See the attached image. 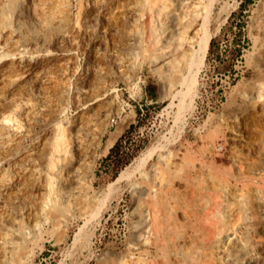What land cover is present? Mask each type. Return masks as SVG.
<instances>
[{
    "label": "rangeland",
    "instance_id": "rangeland-1",
    "mask_svg": "<svg viewBox=\"0 0 264 264\" xmlns=\"http://www.w3.org/2000/svg\"><path fill=\"white\" fill-rule=\"evenodd\" d=\"M72 1L76 18L89 31L79 32L75 65L54 74L60 91L26 86L7 96L12 104L25 103L35 122L31 140L0 149V180L13 185L39 173L48 180L36 230L27 227L21 209L10 222L0 219V231L10 228L15 237L14 244L4 245L1 263L114 264L158 258L188 264L203 250L214 224L230 226L229 231L256 227L252 240L262 244L264 220L251 219L250 195L242 184L264 186V0H211L212 45L199 73L193 67L185 84L184 70L169 78L171 33L177 24L158 15L156 5L146 0ZM106 9L117 16L110 23L100 16ZM149 92H155V99ZM47 100L57 102L52 113ZM253 114L260 117L258 134L249 130ZM81 120L89 126L77 134L73 126ZM24 132L18 126L10 133ZM76 141L82 155L74 148ZM33 142L39 152L21 159ZM56 144L59 153L53 151ZM148 152L146 167L153 177L131 191L125 174ZM79 158L76 175L60 171L62 162L76 166ZM121 174L124 178L116 180ZM74 179L77 191L69 188ZM12 205L22 202L8 201L0 192V215ZM142 216L164 218L173 231L169 236L180 235L177 254L135 244ZM257 253L264 255L262 245Z\"/></svg>",
    "mask_w": 264,
    "mask_h": 264
},
{
    "label": "bare ground",
    "instance_id": "bare-ground-1",
    "mask_svg": "<svg viewBox=\"0 0 264 264\" xmlns=\"http://www.w3.org/2000/svg\"><path fill=\"white\" fill-rule=\"evenodd\" d=\"M146 1L150 5L157 6V13L162 18L173 19L177 24L171 33V37L175 41L171 50L174 62L170 65L172 73L169 78H176L177 74L184 70L181 82L185 84L188 80V73L193 67H196V71L199 73V67L203 64L209 48L212 37V2L210 0L205 4V0ZM186 1L188 3H185ZM169 6H172V11L166 10ZM176 7H180L181 12L177 11ZM223 12L224 10L219 15ZM78 15H80V12ZM100 16L107 23L117 17L116 14L111 15L109 9L102 11ZM200 19L201 23H199ZM81 30L89 31L88 26L76 18L72 0H0V149L16 148L31 140L30 131L35 122L32 110L28 109L25 103L12 104L7 100V96H14L16 91L21 92L26 86H33L42 90V92L44 91V93L53 92L56 94V92L60 91V80L54 74L62 70L66 72L69 69V64L75 65V54L77 46H79L77 40ZM51 46L55 47L53 52L50 50ZM190 80L192 79L190 78ZM195 81L194 83H196ZM193 85L190 86L192 87ZM259 93V97H261L263 94ZM93 94L94 92H91L90 95ZM93 102H89L87 105ZM56 103L55 100H47L46 105L49 112L52 113L55 110ZM20 105L21 107H19ZM14 115L18 123L17 126H14ZM259 118L253 114V121L249 127L253 134H258ZM22 119L25 120V123L21 121ZM18 126L23 127L26 132L15 133V136H12L10 132L14 129L17 130ZM88 126V122L81 120L75 123L73 127L75 132L79 134L82 129H86ZM120 128L121 126L116 128L110 139L120 131ZM74 148L78 154H83L84 149L77 141ZM39 150V144L30 143L25 148L21 159L30 157L32 153H38ZM59 150L56 144L53 151L59 153ZM150 154L151 152H148L139 161L137 159L131 172L125 174L131 191L140 188L141 181L146 182L153 177L152 171L146 167L150 161ZM79 160L80 158L77 160L76 166L72 165L71 162H62L59 166L60 171L65 169L66 173L72 172L71 174L75 173L76 175L77 170H79ZM239 171L238 179H241L243 175L242 166L239 167ZM123 178L124 175L121 174L116 180ZM47 180L48 176L44 173H39L37 177L32 175L23 176L13 185L0 180V192L3 197L8 201L17 199L22 202L20 207L12 205L11 208L1 212L0 219L10 222L13 219V215L21 209V214L27 222V227L31 231L36 230L38 228L37 218L45 208L43 193L47 191ZM78 184L79 181L74 179L69 188L77 191ZM245 186L242 184V188H246L247 193L250 195L251 201L248 205L251 210V219L256 223L262 224L264 220V186L259 183L256 185L250 181H247ZM159 202L164 203L163 197H160ZM139 224L141 225V230L135 237V244L144 242L162 252L178 253L179 248H181L179 244L180 235L175 233L169 236L173 231L172 228L165 226L164 218L154 216L152 219L149 217V220H146L142 216ZM229 227L214 224L213 231L209 230L205 234L203 246H201L203 250L188 264H264V255L260 256L257 253L261 245L264 250V241L260 244L258 240H252L256 227L250 228L252 231H248V228L235 229L234 226L229 231ZM225 239L234 240L235 244L227 245L224 243ZM14 241L15 237L10 228L0 231V264H2L1 258L6 254L4 245L7 243L14 244ZM114 264L177 263L156 258L151 261L139 260L136 262L123 259L116 260Z\"/></svg>",
    "mask_w": 264,
    "mask_h": 264
},
{
    "label": "trees",
    "instance_id": "trees-1",
    "mask_svg": "<svg viewBox=\"0 0 264 264\" xmlns=\"http://www.w3.org/2000/svg\"><path fill=\"white\" fill-rule=\"evenodd\" d=\"M212 45V40H211V42H210V46ZM149 96L152 98V99H155V92H149ZM136 112H137V114H138V118H139V115H140V109H136ZM133 127V126H132ZM119 142H120V140H118L115 144H114V146L110 149V153H109V155L114 151V150H116L117 148H118V146H119Z\"/></svg>",
    "mask_w": 264,
    "mask_h": 264
}]
</instances>
